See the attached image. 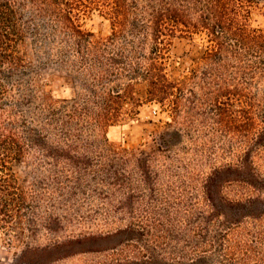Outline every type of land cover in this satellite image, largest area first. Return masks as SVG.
Returning <instances> with one entry per match:
<instances>
[{
  "label": "trees",
  "instance_id": "1",
  "mask_svg": "<svg viewBox=\"0 0 264 264\" xmlns=\"http://www.w3.org/2000/svg\"><path fill=\"white\" fill-rule=\"evenodd\" d=\"M257 9L264 14V0H0V228L18 224L26 207L9 165L30 150L66 156L106 147L113 103L141 101L134 87L142 83L144 100L174 117L186 113L182 101H191V111L207 101L219 118L202 123L206 136L227 141L233 162L201 182L198 215L185 203L183 233L136 222L84 237L106 245L90 252L111 253L105 264H264V25H253ZM92 12L109 22L106 37L82 28ZM177 36L200 37L206 46L198 63L173 79L165 59ZM26 44L38 66L20 57ZM40 67L65 75L67 99L42 89ZM11 100L29 101V115L4 117ZM219 101L243 104L227 118ZM90 104L100 114L92 117ZM181 204L166 202L161 211L176 214Z\"/></svg>",
  "mask_w": 264,
  "mask_h": 264
},
{
  "label": "rangeland",
  "instance_id": "2",
  "mask_svg": "<svg viewBox=\"0 0 264 264\" xmlns=\"http://www.w3.org/2000/svg\"><path fill=\"white\" fill-rule=\"evenodd\" d=\"M259 9L253 15L255 26L264 25ZM81 25L97 37L110 33L109 22L98 12L82 17ZM205 46L200 37L171 39L165 59L169 77L184 76L198 63ZM19 55L38 66L27 44L19 48ZM40 69L42 89L55 99H67L71 83L65 75L51 67ZM134 91L141 101L113 103L115 123L104 134L106 147L81 149L66 156L30 150L21 161L9 165V176L26 207L18 224L0 228V264H105L111 253L90 251L106 245L85 242L84 237L111 234L136 222L154 224L159 232L183 233L187 230L185 203L193 205V217L201 212V182L214 168L233 162L228 142L218 135L208 138L202 124L218 119V111H209L207 101H198L199 108L191 111V101H182L186 113L174 117L144 100V84L135 85ZM76 102L79 107L88 101ZM219 102L228 111L227 118L235 117L243 104ZM27 103L6 101L10 111L4 117H27ZM92 109V117L100 114ZM166 202L183 204L178 213L169 210V214L161 211ZM149 204L150 211L146 210Z\"/></svg>",
  "mask_w": 264,
  "mask_h": 264
}]
</instances>
